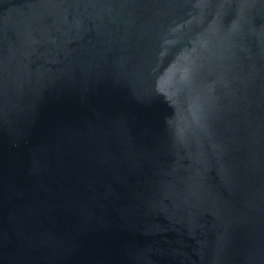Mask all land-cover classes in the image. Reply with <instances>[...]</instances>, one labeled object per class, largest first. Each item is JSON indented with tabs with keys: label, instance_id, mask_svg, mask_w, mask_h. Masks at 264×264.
Returning <instances> with one entry per match:
<instances>
[{
	"label": "water",
	"instance_id": "95a60500",
	"mask_svg": "<svg viewBox=\"0 0 264 264\" xmlns=\"http://www.w3.org/2000/svg\"><path fill=\"white\" fill-rule=\"evenodd\" d=\"M0 264H264V0H0Z\"/></svg>",
	"mask_w": 264,
	"mask_h": 264
}]
</instances>
